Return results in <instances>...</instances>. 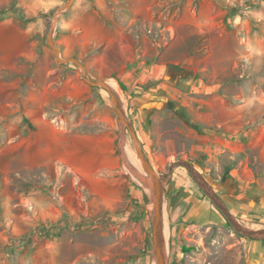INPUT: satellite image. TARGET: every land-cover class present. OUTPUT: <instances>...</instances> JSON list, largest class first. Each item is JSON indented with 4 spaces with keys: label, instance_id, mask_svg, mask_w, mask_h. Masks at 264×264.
Here are the masks:
<instances>
[{
    "label": "rangeland",
    "instance_id": "1",
    "mask_svg": "<svg viewBox=\"0 0 264 264\" xmlns=\"http://www.w3.org/2000/svg\"><path fill=\"white\" fill-rule=\"evenodd\" d=\"M65 2L0 9L16 21L0 57V212L34 217L18 245L63 241L58 264H155L151 191L124 161L132 137L109 92L47 43ZM55 40L117 82L159 175L188 160L242 223L264 227V0H74ZM164 220L169 264H241L264 243L235 232L183 167Z\"/></svg>",
    "mask_w": 264,
    "mask_h": 264
},
{
    "label": "water",
    "instance_id": "2",
    "mask_svg": "<svg viewBox=\"0 0 264 264\" xmlns=\"http://www.w3.org/2000/svg\"><path fill=\"white\" fill-rule=\"evenodd\" d=\"M73 3L74 0H66V2L54 12L50 31L46 37L47 43L54 52L59 63H74L80 68L82 76L88 84L94 87H102L109 92L120 124L132 137L137 156L142 163L144 171H141L133 166L126 157H124V161L133 175L139 178L146 188H150L151 190L152 208L150 210V218L153 231L152 254L155 264H169L167 244L164 236V188L170 181L174 170L178 167H183L187 170L198 187L224 216L235 232L249 239L264 240V227L254 228L242 223L240 219L231 212L227 203L217 193L213 185L204 177V175L192 162L185 159L174 160L170 164L166 174L163 176L159 175L157 170L153 167L151 160L144 152L143 144L137 135L133 122L126 112L119 91L114 89L105 79L98 80L92 78L81 59L77 57L63 56L62 50L55 40V33L60 16L66 12Z\"/></svg>",
    "mask_w": 264,
    "mask_h": 264
},
{
    "label": "crops",
    "instance_id": "3",
    "mask_svg": "<svg viewBox=\"0 0 264 264\" xmlns=\"http://www.w3.org/2000/svg\"><path fill=\"white\" fill-rule=\"evenodd\" d=\"M11 1L0 0V9ZM15 22V20L10 18L0 22V57L2 56V58H4L6 53L5 49L11 42V37L14 36L11 29L16 28ZM1 68L2 66H0V72ZM1 106L2 103L0 102ZM25 217L29 221L21 223L17 220V214L11 216L9 212H0V264H58L60 262V253L67 247V245L63 244V241L51 246L48 244L51 248L47 249L43 245L38 246L36 243L18 245L13 241L14 236L33 230L35 225L34 217L28 215ZM241 264H264V243L259 244L256 241L250 243L248 254L243 258Z\"/></svg>",
    "mask_w": 264,
    "mask_h": 264
},
{
    "label": "bare ground",
    "instance_id": "4",
    "mask_svg": "<svg viewBox=\"0 0 264 264\" xmlns=\"http://www.w3.org/2000/svg\"><path fill=\"white\" fill-rule=\"evenodd\" d=\"M114 89L118 90L121 94H122V98L124 99V94L123 92L117 87V82L113 79H109L107 81ZM132 149V148H131ZM126 155H127V158L128 160L130 161V163L135 166L136 168L140 169L141 171H144L142 168V163L140 162V160L137 158L136 154L134 151H128L126 150ZM128 173L130 174V176L135 180L137 181L140 185H143V182L137 178L135 175H133V173L131 172V170L128 168H126ZM146 190L148 192H150V188H146ZM164 210V209H163ZM164 236H165V239L167 238V234H166V221L164 220Z\"/></svg>",
    "mask_w": 264,
    "mask_h": 264
}]
</instances>
